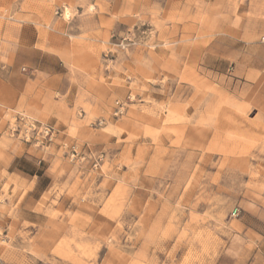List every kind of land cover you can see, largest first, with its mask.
Here are the masks:
<instances>
[{
    "label": "rangeland",
    "instance_id": "1",
    "mask_svg": "<svg viewBox=\"0 0 264 264\" xmlns=\"http://www.w3.org/2000/svg\"><path fill=\"white\" fill-rule=\"evenodd\" d=\"M19 45L64 79L0 78V264H264V0H0Z\"/></svg>",
    "mask_w": 264,
    "mask_h": 264
},
{
    "label": "crops",
    "instance_id": "2",
    "mask_svg": "<svg viewBox=\"0 0 264 264\" xmlns=\"http://www.w3.org/2000/svg\"><path fill=\"white\" fill-rule=\"evenodd\" d=\"M0 78L6 91L18 102L31 101L40 95L45 97L48 108L54 109L56 102H50V91L58 90L63 81L64 64L53 52L36 45H19L8 64L0 67Z\"/></svg>",
    "mask_w": 264,
    "mask_h": 264
},
{
    "label": "built area",
    "instance_id": "3",
    "mask_svg": "<svg viewBox=\"0 0 264 264\" xmlns=\"http://www.w3.org/2000/svg\"><path fill=\"white\" fill-rule=\"evenodd\" d=\"M42 133H43V135H45V137L52 136V130H51V128H48V127H44L42 129ZM235 214H236V211L233 212V215H235Z\"/></svg>",
    "mask_w": 264,
    "mask_h": 264
}]
</instances>
